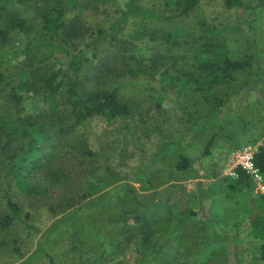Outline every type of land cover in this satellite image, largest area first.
<instances>
[{
  "label": "rangeland",
  "instance_id": "374dc122",
  "mask_svg": "<svg viewBox=\"0 0 264 264\" xmlns=\"http://www.w3.org/2000/svg\"><path fill=\"white\" fill-rule=\"evenodd\" d=\"M0 1L14 6L31 24V31L15 34L19 36L16 46L6 47L10 54L0 48V70L15 76L28 69L23 63L27 57L22 52L24 45L41 33L36 7L42 0ZM114 1L116 4L81 0L72 7L68 16L81 17L85 39L81 48L93 51L87 44L98 36L96 31L109 29L120 18L118 8L125 9L127 0ZM134 1L167 14L164 0ZM201 13L208 22L206 28L220 32L219 40L231 57H253V66L237 74L241 87L232 83L228 92L220 94L223 102L218 107L207 103L192 82L180 88L174 80L161 76L167 67L174 68L172 61L183 64L188 59L183 58L187 56L184 53L187 50L191 55L194 37L199 38L198 43L204 41ZM140 17L130 18L125 30L116 34L123 50V45L127 47L124 54L138 55L146 65L150 63L146 57L163 54L168 63L158 68L150 83L126 74L121 57L105 76L94 73L93 66L84 69L88 73V78H81L85 89L95 83L109 86L121 81L119 97L136 107L132 116L111 123L95 116L87 128L74 134L77 149L87 148L98 155L88 161L94 174L72 178L81 166H67L63 159L70 153L66 140L59 151L62 158L54 167L68 168V174L51 182L35 175L32 181L41 187L39 194L18 189L9 176L3 179L7 161L4 168L0 164V179L5 182L4 188L0 185V219L13 215L8 196L20 210L10 225L0 223V264H262L264 174L261 183L250 177L240 182L230 169L234 151L247 146L258 151L264 146V4L253 16L241 9H228L223 0H201L200 8L188 18L148 19L155 39L134 35ZM253 17L256 19L251 21ZM181 25L193 38L184 44L185 37H180L183 46L170 47L161 35ZM115 42L108 38L99 54L113 56ZM131 43L137 49L133 50ZM37 51L43 53L44 49ZM70 57L65 52L54 54L51 71L65 65ZM117 74L122 79L116 80ZM162 86L165 96L159 107L157 95ZM9 89L0 95V116L4 119L23 115L30 120L46 107L44 95L33 91L23 92V100L16 106L10 101ZM3 138L0 134V140ZM179 153L189 157L190 170H176ZM137 212L151 225L152 238L143 237L146 233L137 228ZM72 238L80 241L83 252L71 251ZM145 254L150 255L148 259L143 258Z\"/></svg>",
  "mask_w": 264,
  "mask_h": 264
},
{
  "label": "trees",
  "instance_id": "16d2710c",
  "mask_svg": "<svg viewBox=\"0 0 264 264\" xmlns=\"http://www.w3.org/2000/svg\"><path fill=\"white\" fill-rule=\"evenodd\" d=\"M30 1L34 0H19L23 3ZM80 1L42 0V3L36 7L42 23L40 31L38 30L41 33L35 36L33 40H29L22 49V52L27 54L23 63L27 65L28 69H22V72L20 71L15 76L0 70V85L2 86L0 95L2 94L1 91L3 92L4 89H8V86H10L8 96L16 106L22 102L23 92L26 94L31 91L41 93L45 99L46 107L38 114L33 115L30 120H26L23 115H16L13 119H4L0 116V134H4V138L0 140V164L3 168L4 161H7L6 172L2 177L5 179L9 176L15 181L18 189L29 195L40 193L39 188L41 187L34 185L32 181L35 175H40L41 179H47L46 182H51L55 179H64L68 174V168L66 169L63 166L54 167V162L62 158L59 151L64 140L68 143L69 147L67 149L70 150V153L67 154L68 157H63L68 161L67 166L69 164L76 168L79 165L81 166L79 172L71 174L72 178L93 175L94 170L90 162L96 159L98 155L96 156L95 152L87 148L77 149L72 141L74 134H77L82 127L87 128L90 119L95 116L103 117L111 123L116 118L132 116L136 111V107H133L130 102L119 97V90L122 86L119 82L121 81L109 86L95 83L91 88L85 89L81 78L88 76V73L84 70L87 66H93L94 73L99 72L105 76L109 74L114 62L119 59L118 57H121L122 61L120 62L124 63L126 74L136 76L140 78L141 82L147 83H150L154 73L161 65L167 66L168 61L166 57H163V54L146 57L145 60L150 62L149 65H146L144 59L139 58L138 55L132 57L124 54L127 47L123 45L125 48L123 50L121 44L117 41L116 34L118 31L125 30L124 25L126 22L130 18L141 16L137 28L134 30V35L141 37L150 35L155 39V31L148 28V19L156 18L159 21H172L177 18H188L201 5V0H164L167 14H158L152 9L142 7L134 0H127L125 9L118 8L121 14L120 18L109 29L99 28L96 31L98 36L87 44L88 47L93 48V51H89L81 48V44L85 41L80 30L81 17L68 16L72 11V7H77V2ZM101 1L116 4L114 0ZM223 2L228 9H241L253 14V16L257 15L258 10L264 4V0H258L257 4L245 0H223ZM255 19L256 17H253L251 21ZM0 23V48L5 49V53L8 55L11 51L6 47L14 48L19 38L15 34L20 31H31V24H29L26 17L20 16L14 6L2 3V1H0ZM199 23L205 32L204 41L198 43L199 38L194 37L195 44L192 45L191 55L186 52L187 50L184 53L187 56L183 58L188 59L183 64L176 63L179 62L178 60L172 61L174 68L172 66L167 67L161 72V76L168 81L174 80L175 85L180 88L188 82H192L194 90L199 92L207 103L218 107L223 102L220 94L223 91L228 92L234 86L232 83L236 84L237 88L241 87L238 83L237 74L253 66V57L246 56L238 59L231 57L219 40L220 32L206 28L208 22L205 20L203 13L200 14ZM161 37L170 47L173 45L183 46L179 38L185 37V44L186 41L193 38V34L188 33L186 27L181 25L167 33H163ZM108 38H111L112 41L116 40L114 43L116 46L115 54L108 56L109 58H103L99 51ZM42 48L44 52L39 53L37 50ZM71 48H75L77 52L73 53L70 50ZM132 49L137 48L132 45ZM34 51H37V53L32 55L31 53ZM60 52H65L71 57L65 65L51 71L50 62L54 54ZM129 61H135L136 64H131V66ZM17 78H19V81H16ZM119 78L121 77L117 74L116 80ZM6 80L8 81L6 82ZM226 84L227 86H225ZM164 86L158 89L157 101L159 107L162 105L165 96ZM15 114L17 113L15 112ZM212 144L213 139L207 145L208 150ZM54 152H58L59 155H54ZM89 160L91 161L88 162ZM255 163L261 173L264 174L263 145L255 154ZM175 168L182 172L190 170L189 157L184 153H179ZM238 172L240 182L250 177L241 169H238ZM4 184L5 182L3 183V180L0 179V185L3 188ZM44 188L47 189V186ZM233 189L237 191L236 186H233ZM42 194H44L43 189ZM8 195L9 193H7ZM7 201L13 215H6L4 219H0L3 226L10 225L15 217L20 214L19 207L12 200V197L8 196ZM90 204L92 203L90 202ZM135 215L137 228L146 233V236L143 237L152 238L151 225L138 212ZM49 230L53 231L54 229ZM70 247L71 251L83 252L81 243L76 238H72ZM260 249V258L262 264H264V239ZM149 256V254H145L143 258L148 259ZM52 264L56 263L52 262Z\"/></svg>",
  "mask_w": 264,
  "mask_h": 264
},
{
  "label": "built area",
  "instance_id": "2783aa9c",
  "mask_svg": "<svg viewBox=\"0 0 264 264\" xmlns=\"http://www.w3.org/2000/svg\"><path fill=\"white\" fill-rule=\"evenodd\" d=\"M257 150H254L251 146L240 148L234 151L231 155L232 167L230 174L233 177H238V169H241L250 178L255 179L258 183H261L262 173L255 163V154Z\"/></svg>",
  "mask_w": 264,
  "mask_h": 264
}]
</instances>
